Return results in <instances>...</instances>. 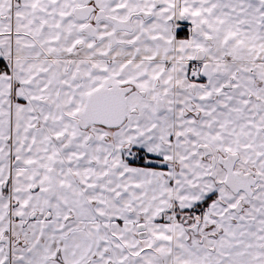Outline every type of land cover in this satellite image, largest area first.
<instances>
[{"label":"snow or ice","instance_id":"obj_1","mask_svg":"<svg viewBox=\"0 0 264 264\" xmlns=\"http://www.w3.org/2000/svg\"><path fill=\"white\" fill-rule=\"evenodd\" d=\"M0 264H264V0H0Z\"/></svg>","mask_w":264,"mask_h":264}]
</instances>
